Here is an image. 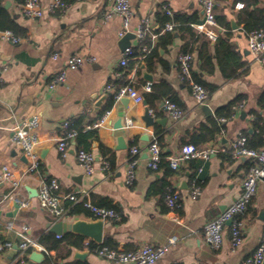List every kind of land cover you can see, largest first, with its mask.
Here are the masks:
<instances>
[{"label":"crops","instance_id":"crops-1","mask_svg":"<svg viewBox=\"0 0 264 264\" xmlns=\"http://www.w3.org/2000/svg\"><path fill=\"white\" fill-rule=\"evenodd\" d=\"M40 1L44 14L33 20L23 15L22 3L0 0L26 33L18 43L0 38V242L12 243L0 252V264H124L99 257L96 245L131 251L145 244H164L170 237L175 243L154 264H242L261 238L264 221L259 214L264 213V179L258 182L241 216L243 240L238 247L231 248L230 230L226 228L220 247L211 248L205 241L203 226L241 195L250 160L233 157L232 143L245 134L248 144L264 148V64L252 58L246 38L247 31L264 27V0H215L216 25L208 28L218 33L215 40L193 26L204 17L197 0H129L133 10L129 33L134 34L142 17H149L154 31L159 32L155 41L147 37L142 42L135 36H119V15L104 17L112 10L113 0H72L70 6L53 13L46 10L51 0ZM159 13L176 23L172 31H161L165 23L158 21ZM142 44L151 47L145 56L147 61L139 57ZM127 47L135 53L121 65ZM183 51L193 56V81L209 91L205 104L197 103L189 83L178 76V56ZM53 53L58 54L57 58L52 57ZM71 55L93 57L94 61L69 69L66 62ZM62 70L63 83L49 88L52 77ZM121 78L124 82L131 80L143 102L125 97L113 99L106 85H118ZM104 94L107 96L98 103ZM165 98L176 101L184 110L182 119L174 120L163 109ZM122 99H126L125 103ZM233 101L237 102L235 113L218 119L220 132L201 144L204 148L214 146L215 153L207 160L183 162L173 170L169 158L179 153L183 143L195 139L202 126L217 119L218 110ZM203 105H208L211 112L204 111ZM146 108L160 122L147 125L143 119ZM102 116L105 118L98 127H88ZM256 116H260L259 122ZM33 117L39 120L33 132L40 167L27 173L28 161H24L23 152L11 137L14 130ZM80 118L84 131L96 129L98 134V141L92 142L90 149L96 160L91 174L78 164L74 147L68 148L65 155L57 148L63 123ZM119 136L125 148H118ZM154 139L161 149L158 170L147 166V146ZM100 145L107 151H102ZM133 145L140 154L134 183L127 185L126 161ZM104 159L112 168L110 176L101 169ZM4 165L20 182L14 190L9 181L2 179ZM199 167L201 192L191 198L190 177L197 174ZM43 178H55L61 195L86 191L92 203L113 207L121 218L103 220L99 243L63 231L61 226L56 230L58 223L70 222L74 217L95 220L83 213L57 219L40 208L37 195L33 196L28 188L38 191ZM170 187L181 194V207L176 210H170L164 201ZM15 201L21 202L17 211ZM62 202L65 205L69 200ZM27 203L31 207L25 206ZM8 212L13 215L7 216ZM19 233L35 240L32 250L44 252L42 261L29 259V253L20 255ZM85 240L90 241L89 246L83 245ZM76 251L86 252L85 257L74 258Z\"/></svg>","mask_w":264,"mask_h":264},{"label":"built area","instance_id":"built-area-1","mask_svg":"<svg viewBox=\"0 0 264 264\" xmlns=\"http://www.w3.org/2000/svg\"><path fill=\"white\" fill-rule=\"evenodd\" d=\"M72 0H51L46 10L50 13L62 10L70 6ZM79 1V0H76ZM203 9V21L201 23L193 24V26L203 31L211 40H215L218 33L214 30H208L209 27L215 26V0H197ZM240 4L237 3L236 6ZM164 9L167 14L171 15V10L167 4H164ZM21 11L23 15L28 19H38L43 16L44 8L40 0H24L21 4ZM113 14L119 15L122 19V30L119 32V36H124L129 32L130 20L133 16V10L131 8L129 0H113L112 10L104 14L105 18L111 17ZM175 27V23L172 21L166 22L161 31H172ZM159 32L154 31V26L149 17H142L134 31L135 37L139 41L145 40L150 37L152 41H155ZM0 38L10 40L12 43H18L20 37L14 35L11 30H0ZM247 45L252 58L264 64V27L252 29L246 32ZM150 46L142 44L140 46V58H144L150 50ZM135 51L131 47H127L121 58V65L126 64L127 60L134 55ZM58 54L53 53L52 57L57 58ZM193 56L190 52L183 51L178 56V76L181 80L187 81L190 85L191 93L196 99L198 104H205L209 96V91L203 85L193 81L191 77V63ZM84 61H94L93 57H82L79 55H71L68 57L66 67L69 69H77ZM2 68L0 67V84L3 82ZM65 80L64 70L55 74L50 80L48 87L53 88L58 84L63 83ZM106 90L112 93L113 99L119 100L123 97L133 100L136 103L143 102V96L132 85L131 80L123 84L115 85L109 83L106 85ZM163 109L174 119L179 120L184 117V110L175 102L169 98H165L162 103ZM105 116L100 117L98 120L90 124L89 128L98 127L104 120ZM38 118L33 117L30 120L24 122L20 127L14 130L11 140L21 149L26 156L28 162L26 166V172H35L40 167V161L34 151L37 143V136L33 132V129L38 125ZM71 120H66L62 125L61 138L57 144V148L61 155L67 153L68 148L74 147L73 142L78 134V131L73 128ZM130 153L126 161V177L125 183L132 185L135 180L136 166L138 163V156L140 150L137 146L133 145L129 149ZM231 152L233 157L245 156L250 160L244 178L242 180V191L240 197L228 205L223 211H221L215 218L206 222L203 226V232L205 241L211 248L217 249L220 247L223 240V231L228 228L230 230V245L232 249L238 247L243 240V221L241 216L246 211L251 199L253 198L257 184L264 179V148H249L246 146L245 137L239 136L231 145ZM76 159L78 164L83 168L86 174H91L94 171L96 163L94 153L90 150L80 148L76 152ZM213 153H215L214 146H208L202 149L196 148L191 143H184L181 146L179 153L168 160L169 166L172 169H178L180 164L191 160H207ZM161 162V149L159 142L154 139L147 146V166L152 170H158ZM101 169L107 173V176L113 174L112 168L108 160L104 159L101 162ZM202 171V167L198 168L197 174H195L190 180V192L191 198H196L201 192V179L199 173ZM2 179L11 183V189L14 190L20 186L19 181H15L12 178V174L6 165L3 166ZM58 183L55 178H43L42 183L37 191L38 206L43 210H46L52 214L55 218L61 219L69 215L70 208L75 204H82L90 213V218L97 219H113L119 220L120 214L112 207L99 206L92 203L87 199L86 191L71 192L66 195H61L57 191ZM63 199H67L71 202L69 206L63 204ZM164 201L166 206L170 210H176L181 207V194L177 188L170 187L167 189ZM25 206L31 207L29 203ZM231 220L227 225V221ZM21 241L18 243V250L20 255H24L29 247L36 245L35 240L26 235L19 233ZM60 237V235H57ZM175 243L174 238H168L166 243L161 245L145 244L139 248L131 251H118L110 248L105 244L96 245V254L114 263L124 264H154L160 259L167 251L170 245ZM84 246H89L90 241L85 240ZM12 243L9 241L0 242V252L6 248H10ZM264 259V224L262 228V234L260 241L255 250L247 256L242 264H262ZM24 264V263H20ZM172 264V263H170Z\"/></svg>","mask_w":264,"mask_h":264},{"label":"trees","instance_id":"trees-1","mask_svg":"<svg viewBox=\"0 0 264 264\" xmlns=\"http://www.w3.org/2000/svg\"><path fill=\"white\" fill-rule=\"evenodd\" d=\"M16 1L19 2V3H22L24 0H16ZM160 15H161V13H159V15H158V21L161 23V25L166 23V22H168V21H172V20L169 19L168 16H165V15L160 16ZM172 22L175 23L174 21H172ZM175 26H176V23H175ZM5 29L11 30L14 33V35H16L18 37L23 36V35L26 34L25 30L22 29L20 26H18L14 22L13 18L11 17V15L8 13L7 10H5L1 6V3H0V30H5ZM144 60L147 61L148 57H145ZM123 83H125V82L121 78L120 79V84H123ZM169 99L172 100L171 98H169ZM111 101H113V100H111ZM172 101L177 103L174 100H172ZM236 106H237V102L233 101V102L227 104L226 106L222 107L217 112V119L210 120L209 121V125H204V126H202L199 129V132H197L198 134L195 136L196 137L195 139L192 138L190 141L185 142V143H191L198 149L204 148V146H202L201 144L207 142L210 139H213L215 137V135L220 132L221 126L218 125L217 120L221 119V118L226 119V118L231 117L235 113ZM256 121L257 122L260 121V116H256ZM71 126L78 131V134H77V136L75 138V145H74L75 152L77 150H79L80 148H83L85 150H90L92 142L98 141V134H97L96 129H90L89 131H84L83 130L84 129V123H83L82 118L77 119L74 122H72ZM243 136L245 137V141H246V146L247 147L255 148V149H258L259 147H261V144H259L258 146H254V145L248 144V137H247L248 135L246 136L245 134H243ZM100 147H101L102 151H107V149H104V147L102 145H100ZM173 170H175V169H173ZM193 176L194 175H191L190 179ZM70 204H71V202L69 201L68 203L65 204V206H69ZM69 213H71V214L83 213L86 216H90L89 211L86 208H84L82 204L73 205L70 208ZM31 250H32V248L29 247L26 250V253H30Z\"/></svg>","mask_w":264,"mask_h":264},{"label":"water","instance_id":"water-1","mask_svg":"<svg viewBox=\"0 0 264 264\" xmlns=\"http://www.w3.org/2000/svg\"><path fill=\"white\" fill-rule=\"evenodd\" d=\"M134 36H135L134 34H130L128 32L125 34L124 37L132 38ZM145 75L148 76V79L151 78V77H149V75H147V74H145ZM106 96H107V94L102 95L98 99V103H100ZM122 101L125 103L126 99H124V100L122 99ZM203 109L207 113L211 112L208 105H203ZM143 119L145 120L147 125H153L154 123L160 122V120H156L154 118V116L151 115L148 108H146L144 111ZM117 142H118V148H125L126 147L124 140L121 136H119L117 138ZM73 144H75V141L73 142ZM242 157H245V156H242ZM23 159H24V161H28L25 155H23ZM28 191H30L33 196L37 195V191H35V190H31L28 188ZM20 206H21L20 201L14 202L13 207L16 211L19 209ZM12 215H13V212L7 213V216H12ZM259 219L264 221L263 211H261V213L259 214ZM230 222H231V220L227 221V225H229ZM102 225H103L102 219H97L95 221H86L84 219H80L79 217H74V219L71 220L70 222L58 223V226H56L55 228H56V230H58V228L61 226L63 228V231H71V232H74V233L81 235L83 237H89L92 240H94L95 242L99 243V242H101V239H102ZM85 255H86V252L76 251L74 253L73 257L74 258H83V257H85ZM28 257H29V259H31L33 261L39 262V261H42L44 259L45 254L43 251H37L34 249V250H31ZM262 264H264V259L262 261Z\"/></svg>","mask_w":264,"mask_h":264}]
</instances>
